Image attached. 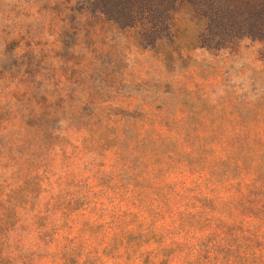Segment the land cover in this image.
<instances>
[{"label": "rangeland", "instance_id": "1", "mask_svg": "<svg viewBox=\"0 0 264 264\" xmlns=\"http://www.w3.org/2000/svg\"><path fill=\"white\" fill-rule=\"evenodd\" d=\"M78 9L0 0V34L34 52L23 66L0 41V264H264V45L164 62L104 29L90 65L87 43L65 51ZM49 107L74 117L67 143L34 148L31 194L14 120Z\"/></svg>", "mask_w": 264, "mask_h": 264}, {"label": "trees", "instance_id": "2", "mask_svg": "<svg viewBox=\"0 0 264 264\" xmlns=\"http://www.w3.org/2000/svg\"><path fill=\"white\" fill-rule=\"evenodd\" d=\"M79 7V27L72 34L74 46L72 56L84 57L82 46L91 47L88 63H94L102 55L100 40L104 29L117 32L131 47L143 53H157L164 62L172 59L177 50L189 48L221 52L242 40H253L264 45V0H74ZM91 20V25L85 23ZM88 28V29H86ZM58 45L69 37L68 25L57 34ZM29 37L24 33L0 34L6 49H12L16 62L24 66L25 59L33 56L32 50L21 56ZM58 50H62L59 48ZM86 59V58H85ZM20 68L22 73L24 67ZM51 101V100H49ZM49 105H54L49 103ZM19 115V114H18ZM73 111H56L46 108L42 112L32 111L15 118L18 124L15 133L18 139L13 144L17 154L23 147L40 148L49 141L68 142L69 123ZM67 128H62L60 125ZM28 137L32 140L30 141ZM31 142V143H30ZM57 146V145H55ZM51 152V147H48ZM29 173L26 175L34 191L42 193V166L36 155H28ZM0 161V168L2 167ZM39 194V195H40ZM35 197L33 200L38 199ZM4 204L0 205L2 208Z\"/></svg>", "mask_w": 264, "mask_h": 264}]
</instances>
